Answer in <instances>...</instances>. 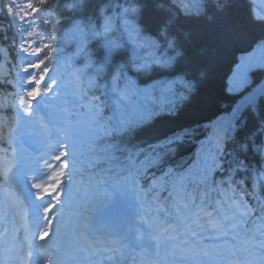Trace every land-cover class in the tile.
<instances>
[{"label": "trees", "instance_id": "trees-1", "mask_svg": "<svg viewBox=\"0 0 264 264\" xmlns=\"http://www.w3.org/2000/svg\"><path fill=\"white\" fill-rule=\"evenodd\" d=\"M180 1L51 3L57 32L66 36L78 27L80 50L72 61L104 110L107 82L123 91L130 79L150 95L143 97L146 112L137 111L135 101L124 131L108 140L110 152L139 165L145 193L171 201L180 180L199 165L205 179L187 195L190 210L204 205L210 191L216 212L233 208L238 197L241 205L245 199L246 208L254 207L243 230L253 231L256 222L264 228V67L251 71L252 82L243 90L231 91L228 84L240 55L264 39V17L256 13L252 0H187L198 4L197 9H187ZM129 36L143 49L154 47L159 62L138 67ZM100 37L106 40L103 45ZM17 43L9 0H0L2 152L12 147L7 126L19 120L12 84ZM4 174L0 167V179Z\"/></svg>", "mask_w": 264, "mask_h": 264}, {"label": "rangeland", "instance_id": "rangeland-1", "mask_svg": "<svg viewBox=\"0 0 264 264\" xmlns=\"http://www.w3.org/2000/svg\"><path fill=\"white\" fill-rule=\"evenodd\" d=\"M183 6L187 9H197V5L198 4H191V3H187V0H181L180 1ZM253 3L255 4V9L257 11L258 14H263L264 15V0H253ZM139 45V44H138ZM150 47V46H149ZM149 50H151L149 48ZM258 66H264V40L260 41L255 47L254 49L249 52L247 54L246 53H242L239 59L238 64L235 66L230 78H229V90L231 91H240L242 89L245 88L246 85L250 84L252 82V78H251V70L255 67ZM71 81L67 80L64 81L62 84L63 85H67L70 84ZM53 85H50V87ZM0 159H3V157L0 156ZM16 173V171H15ZM3 184H7L5 182H3ZM8 186H10L9 184H7ZM112 186H116V184H112ZM15 189V192L20 195L22 193V185L21 184H16L14 187H12ZM118 193V194H117ZM115 195H122V196H126L129 199V204H130V208L132 209L133 212V223L136 226L141 227V223L145 224L150 231L152 232V234L154 233L155 238H157V233H158V229H153L151 228V222L149 221V217L143 218V212L142 209L144 207H142L141 204V200H139L138 195H135V200L133 201L132 199V191L131 189H127L126 191L124 190H118ZM101 195L98 196V199H100ZM90 214V213H88ZM141 221H140V220ZM158 224V228L159 227H164L168 229V226L166 224H163V222H157ZM184 255H187L186 253H184Z\"/></svg>", "mask_w": 264, "mask_h": 264}, {"label": "snow or ice", "instance_id": "snow-or-ice-1", "mask_svg": "<svg viewBox=\"0 0 264 264\" xmlns=\"http://www.w3.org/2000/svg\"><path fill=\"white\" fill-rule=\"evenodd\" d=\"M49 3H51V0H25V9L30 13H32L34 9L35 11L33 14H39L43 10V8L48 6ZM39 66L40 65H37V67ZM40 91L41 89L37 88L35 91L29 92L28 96L38 97V94L40 93ZM19 103L24 105L26 110L30 111V109H28V103L30 102L27 99L20 100ZM65 155H67L66 152H65ZM57 159H60V157H57ZM57 176H59V173L57 174ZM35 187L41 188L42 186L37 184L35 185ZM43 190L45 193H49V194L57 193L60 191V183L43 186ZM54 197L56 198L57 201H59L60 199L59 196H54ZM53 207L54 205H51L50 207L45 208L44 212L50 213L53 210ZM5 231L7 234L3 236V244H4L6 252L11 250L9 247L10 245H19L21 250L26 252L27 255L30 257L35 258L36 252L38 251L40 256L44 258H48L44 256L45 249L43 248V246L37 245L35 243V240L37 237L40 241H44L45 238L48 237L50 235V232L52 231L51 223L47 217H45V224L42 230H37L36 232H33L31 234L32 239L27 238V232H26L25 239L22 242H20L18 241V233H16L15 231L11 233H8L7 230Z\"/></svg>", "mask_w": 264, "mask_h": 264}, {"label": "bare ground", "instance_id": "bare-ground-1", "mask_svg": "<svg viewBox=\"0 0 264 264\" xmlns=\"http://www.w3.org/2000/svg\"><path fill=\"white\" fill-rule=\"evenodd\" d=\"M254 9H255V7H254ZM255 11H256V9H255ZM261 41H263V40H261ZM251 51H252V50H251ZM251 51H249V52H251ZM249 52H248V53H249ZM248 53H247V54H248ZM83 243H84V242H83ZM83 247L86 248V249H90V246H86V244H84Z\"/></svg>", "mask_w": 264, "mask_h": 264}]
</instances>
